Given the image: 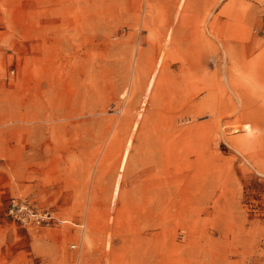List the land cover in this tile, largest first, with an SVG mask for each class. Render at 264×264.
<instances>
[{
    "label": "rangeland",
    "instance_id": "1",
    "mask_svg": "<svg viewBox=\"0 0 264 264\" xmlns=\"http://www.w3.org/2000/svg\"><path fill=\"white\" fill-rule=\"evenodd\" d=\"M0 264H264V0H0Z\"/></svg>",
    "mask_w": 264,
    "mask_h": 264
},
{
    "label": "built area",
    "instance_id": "2",
    "mask_svg": "<svg viewBox=\"0 0 264 264\" xmlns=\"http://www.w3.org/2000/svg\"><path fill=\"white\" fill-rule=\"evenodd\" d=\"M24 209L23 206H21V208H17L15 210V212L17 214H19L20 218L24 221V222H30L31 220H34L36 223L40 224L42 221L44 220H50L53 218V214L50 212H45V213H25V215L23 213H21V211ZM14 212V209H13Z\"/></svg>",
    "mask_w": 264,
    "mask_h": 264
}]
</instances>
